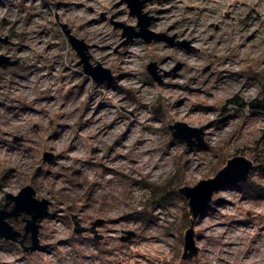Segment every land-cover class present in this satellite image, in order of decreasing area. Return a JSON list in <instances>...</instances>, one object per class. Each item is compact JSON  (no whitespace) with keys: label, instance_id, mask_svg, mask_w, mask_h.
Returning <instances> with one entry per match:
<instances>
[{"label":"rangeland","instance_id":"obj_1","mask_svg":"<svg viewBox=\"0 0 264 264\" xmlns=\"http://www.w3.org/2000/svg\"><path fill=\"white\" fill-rule=\"evenodd\" d=\"M199 7L217 11L191 26L194 35L184 34L190 23L161 32L189 41L187 50L123 44L114 22L136 18L122 0H0V56L19 61L0 68V208L26 185L52 202L42 247L27 252L0 238V264H264V110L248 105L264 92V0ZM62 24L91 47L93 64L112 70L111 81L84 73ZM177 121L203 127L204 145L174 138ZM236 155L253 161L250 177L214 194L194 225L199 252L184 259L192 213L179 190ZM159 189L174 197L152 208ZM73 216L88 227L103 219L102 238L76 233ZM24 217L8 220L24 232Z\"/></svg>","mask_w":264,"mask_h":264},{"label":"water","instance_id":"obj_2","mask_svg":"<svg viewBox=\"0 0 264 264\" xmlns=\"http://www.w3.org/2000/svg\"><path fill=\"white\" fill-rule=\"evenodd\" d=\"M154 0H122L127 4L129 15L136 18V24H126L124 22H114L116 28L123 29V36L126 37L123 44L133 38H140L145 43L163 40L170 45L193 49L189 41H177L175 36H169L166 33L155 32L150 28L155 16L146 11L147 3ZM65 33L67 34L72 47L79 56L78 64L82 65L84 73L91 76L96 82L103 83L111 81L114 74L110 68L104 67L102 64H93L89 53V46L86 41L71 32L67 24H62ZM18 60H10L6 56H0V68L8 65L18 64ZM181 64H178V69ZM148 72L158 82H161V74L158 72L156 62L148 64ZM169 128L172 130L174 138H178L187 143L188 146H203L204 145V128H198L188 125L185 122L177 121L171 124ZM53 155L45 154V160L51 161ZM253 161L244 155H236L227 161V164L222 167L213 177L202 179L195 186H183L180 188V193L188 199L190 212L192 213L191 226L186 230L184 239L183 258H193L198 254L199 248L196 245L194 225L198 217L203 213L213 200L216 192L224 189L232 184L245 182L250 177ZM9 202L0 208V238L17 242L25 251H36L42 247L39 233L42 227V222L51 216L50 206L52 202L47 198L39 199L36 197V190L32 185H26L18 194H7ZM13 202V207L10 211L6 207ZM23 213L29 215L24 217L26 222L24 233L15 228L8 220V217L14 216L18 218ZM74 231L76 233L90 232L94 238L101 239L102 235L98 234L97 227L103 224V219H97L91 226H83L80 221L73 216ZM135 233L128 232L124 238H128ZM30 236V244H26L25 238Z\"/></svg>","mask_w":264,"mask_h":264},{"label":"built area","instance_id":"obj_3","mask_svg":"<svg viewBox=\"0 0 264 264\" xmlns=\"http://www.w3.org/2000/svg\"><path fill=\"white\" fill-rule=\"evenodd\" d=\"M199 1L200 0H154L153 2L154 4L156 3L157 6L153 8L151 11L152 13H156L155 17L158 18V21L154 22L157 23V25L155 24L150 25L152 30L155 32H165V31L169 32L173 29V27L180 28L185 26L184 23H190L189 27H184L185 30L184 34L194 35V32L197 31V28L192 29L191 26L193 25L203 26L204 23H207V20H209V18L215 16L214 13H216L217 11L216 7L215 8L199 7ZM203 1L210 2L211 0H203ZM188 6H193V7L189 8ZM209 9H211V12H209L208 14H204ZM188 12L191 13L194 12L192 17L189 18L187 16ZM175 33L178 34V31L175 30ZM142 42L145 43L143 40Z\"/></svg>","mask_w":264,"mask_h":264},{"label":"trees","instance_id":"obj_4","mask_svg":"<svg viewBox=\"0 0 264 264\" xmlns=\"http://www.w3.org/2000/svg\"><path fill=\"white\" fill-rule=\"evenodd\" d=\"M233 103L235 104H238V105H245L246 103L240 99L238 96H236L233 100H232ZM248 105H250L251 107L253 108H259L261 110H264V92H263V95L260 97V98H257V99H254V100H251ZM235 184H246V182H239V183H235ZM235 184H232L230 186H233ZM170 190V189H169ZM166 190L165 193L163 192H159V191H163V190H155V196H154V199H152V208H156L157 206H161V205H164L166 203H168V200L167 198L169 197V199L173 198L174 195H171V190ZM171 195V196H170ZM175 195H179L178 192H175ZM260 195H264V189L261 188V193ZM142 219H144L146 222L149 221L150 219V214L149 213H145L143 215L140 216Z\"/></svg>","mask_w":264,"mask_h":264},{"label":"bare ground","instance_id":"obj_5","mask_svg":"<svg viewBox=\"0 0 264 264\" xmlns=\"http://www.w3.org/2000/svg\"><path fill=\"white\" fill-rule=\"evenodd\" d=\"M151 2V1H150ZM150 2H148V3H150ZM148 3H147V5H148ZM147 7V6H146ZM128 11H129V9H128ZM209 12H211V9H209L208 10ZM214 12V11H213ZM155 21H158V18L157 17H155V19L152 21V23H151V25H153V24H155V25H157V23H154ZM89 46V45H88ZM91 47H89V49H90ZM90 55L92 56V54H91V51H90ZM161 71H159V73H160ZM161 74V73H160ZM135 134H137V133H135ZM149 139V138H148ZM103 224H100L99 226H102ZM84 226V225H83ZM24 233V232H23ZM26 239H28V236H26V238H25V242H26ZM233 243H236V242H233ZM199 252V251H198ZM264 252V251H263ZM251 254H253V252H250Z\"/></svg>","mask_w":264,"mask_h":264},{"label":"flooded vegetation","instance_id":"obj_6","mask_svg":"<svg viewBox=\"0 0 264 264\" xmlns=\"http://www.w3.org/2000/svg\"><path fill=\"white\" fill-rule=\"evenodd\" d=\"M26 242H28V239H26Z\"/></svg>","mask_w":264,"mask_h":264}]
</instances>
